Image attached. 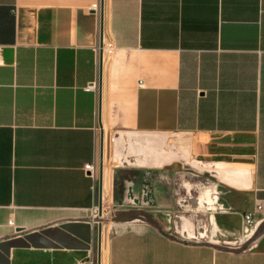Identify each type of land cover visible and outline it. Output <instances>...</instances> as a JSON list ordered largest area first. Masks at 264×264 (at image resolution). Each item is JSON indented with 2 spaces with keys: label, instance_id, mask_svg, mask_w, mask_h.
Segmentation results:
<instances>
[{
  "label": "crops",
  "instance_id": "1",
  "mask_svg": "<svg viewBox=\"0 0 264 264\" xmlns=\"http://www.w3.org/2000/svg\"><path fill=\"white\" fill-rule=\"evenodd\" d=\"M100 3L0 0V242L92 218L101 166V264H264V0H103L101 77ZM90 227L8 264H97Z\"/></svg>",
  "mask_w": 264,
  "mask_h": 264
},
{
  "label": "water",
  "instance_id": "2",
  "mask_svg": "<svg viewBox=\"0 0 264 264\" xmlns=\"http://www.w3.org/2000/svg\"><path fill=\"white\" fill-rule=\"evenodd\" d=\"M99 60H100V77L103 60V0L100 3V23H99ZM100 123V121H99ZM103 136H100V156L102 157ZM96 218L92 217L85 221L72 222L60 225L57 229L42 230L39 234L27 235L24 239H13L0 242V264H8L7 257L11 248H65V249H83L89 250L91 244V227L90 223L97 226V264H101L102 248V167L99 170V207ZM49 238L52 243L44 237Z\"/></svg>",
  "mask_w": 264,
  "mask_h": 264
},
{
  "label": "built area",
  "instance_id": "3",
  "mask_svg": "<svg viewBox=\"0 0 264 264\" xmlns=\"http://www.w3.org/2000/svg\"><path fill=\"white\" fill-rule=\"evenodd\" d=\"M103 49L109 51L111 49V46L110 45L104 46ZM84 170L87 173V176L90 177L94 181L95 180V176H96L94 164H87V165H85L84 166ZM259 209H260V206H256V208L254 209L253 212L248 213V214H245V216L243 217V222H244V225L245 226L251 227L253 225V223H254V214ZM93 212H94L93 217L94 218L98 217L97 216V213H98V208L97 207H94L93 208ZM104 217H108V216L106 214H104V212L102 211V216L100 217V219L103 222L105 221L104 220Z\"/></svg>",
  "mask_w": 264,
  "mask_h": 264
},
{
  "label": "rangeland",
  "instance_id": "4",
  "mask_svg": "<svg viewBox=\"0 0 264 264\" xmlns=\"http://www.w3.org/2000/svg\"><path fill=\"white\" fill-rule=\"evenodd\" d=\"M106 218H108V217H106ZM104 220L106 221L107 219H105V218H104ZM105 221L103 222L104 224L106 223ZM232 248H236V247H235V246H233Z\"/></svg>",
  "mask_w": 264,
  "mask_h": 264
},
{
  "label": "bare ground",
  "instance_id": "5",
  "mask_svg": "<svg viewBox=\"0 0 264 264\" xmlns=\"http://www.w3.org/2000/svg\"><path fill=\"white\" fill-rule=\"evenodd\" d=\"M103 191H104V189H103Z\"/></svg>",
  "mask_w": 264,
  "mask_h": 264
}]
</instances>
